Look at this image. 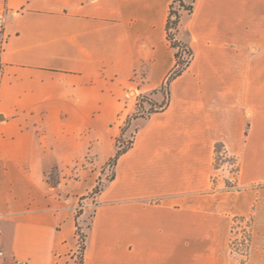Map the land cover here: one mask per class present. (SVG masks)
<instances>
[{
	"label": "crops",
	"instance_id": "obj_1",
	"mask_svg": "<svg viewBox=\"0 0 264 264\" xmlns=\"http://www.w3.org/2000/svg\"><path fill=\"white\" fill-rule=\"evenodd\" d=\"M174 1L0 0V264H70L91 206L82 264H230L231 218L262 221L264 0L178 10L188 66L84 197L137 95L164 98ZM217 144L237 188L214 185Z\"/></svg>",
	"mask_w": 264,
	"mask_h": 264
},
{
	"label": "rangeland",
	"instance_id": "obj_2",
	"mask_svg": "<svg viewBox=\"0 0 264 264\" xmlns=\"http://www.w3.org/2000/svg\"><path fill=\"white\" fill-rule=\"evenodd\" d=\"M175 8H178L177 4L175 5ZM187 57L188 54L184 53V57ZM133 91V90H132ZM128 95H132V92ZM163 99L162 101L166 100V93L164 89H160ZM146 96L147 100H151L152 105L148 101L142 102V107L137 106V97L135 99V105L134 110L130 115H128L129 118V124L127 125L125 132L123 134V139L130 140L132 136L135 134V130L137 129V126L131 122L133 119L134 114L141 115L139 117H146L148 115V110L150 109H157L160 105V102H155L153 100V93L150 94H144ZM155 103V104H154ZM125 123V121H124ZM123 123V125H124ZM93 169V166L91 167ZM236 160L234 157L227 155L223 148L218 145L216 148V154L214 156V162H213V172H212V179L214 181V185L218 186L224 185L225 187H235L237 188L236 183ZM102 171L104 174L100 175L95 186L103 187L104 180L110 179L113 175V166H110L108 163L98 169ZM48 180L51 184H55L58 180V173L54 170L48 174ZM99 182V183H98ZM93 187V188H94ZM256 188H264V183H261L259 185L255 186ZM92 188V189H93ZM254 188V187H252ZM94 195V193L89 191L87 194H85L84 197H90ZM81 199V198H80ZM81 205V200H79ZM91 206L90 211L88 212L84 218H81L80 223L81 227L88 226L90 222V218L92 215V208ZM82 209L80 210V207H77L76 213L81 214ZM84 220V222L82 221ZM80 227V229H81ZM81 233H84L82 230ZM78 234H76L77 242H76V248L73 250V253L71 254L70 264H76L78 260L79 255V240H78ZM228 252L230 256V264H264V217L262 218V221H259V217L256 216L253 212H251L247 216H235L232 217L230 220V229L228 234Z\"/></svg>",
	"mask_w": 264,
	"mask_h": 264
},
{
	"label": "trees",
	"instance_id": "obj_3",
	"mask_svg": "<svg viewBox=\"0 0 264 264\" xmlns=\"http://www.w3.org/2000/svg\"><path fill=\"white\" fill-rule=\"evenodd\" d=\"M189 2L190 3H185L184 0H175L174 3H172L171 6H170L169 16H168V20H167V23H166V34H167V39L169 40L171 46L173 48H176V51L174 53V55H175V64H174L173 69L169 73L165 84L161 87L162 89L165 90L166 100L165 101H161L160 105H159V107L157 109L148 110V115L150 113H152V112L161 110L164 107H166V105L168 104V101H169V91H168L169 82L173 78H175L176 76L180 75L182 73V71L186 69V67L188 66V64H189V62H190V60L192 58V50H191V48L188 47L186 44L178 41L175 38V31L177 30V26H178V22H179V11L178 10L180 8L191 10L194 0H189ZM175 3L177 4L178 8L174 7ZM184 53L188 54L187 58L184 57ZM154 92L155 91H153L152 93H154ZM144 101H148L152 105L151 100H147L146 96L144 94H139L138 95L136 105L142 107V102H144ZM131 116H133V118H136V117H139L141 115L134 114V115H131ZM128 124H129V118L127 117L126 120H125L124 125L121 128L120 134L116 138V149H115V152H114L113 156L107 162L110 166L114 167L118 157L121 154H123L124 152H126L131 147V145L133 143L134 135L132 136V138L130 140L123 139V134H124L125 129H126ZM217 147H218V144L216 145L215 149ZM236 171H237V169H236ZM112 178H113V175L111 176L110 179H112ZM101 189H102V187L95 186L92 189V192L94 194H96V193L100 192ZM80 231H81V229H80V227L78 226V224L76 222V234L79 235L78 236V240H79V249H78L79 250V255H78V260H77L76 264H82L83 252H84V238H85V234L81 233Z\"/></svg>",
	"mask_w": 264,
	"mask_h": 264
},
{
	"label": "built area",
	"instance_id": "obj_4",
	"mask_svg": "<svg viewBox=\"0 0 264 264\" xmlns=\"http://www.w3.org/2000/svg\"><path fill=\"white\" fill-rule=\"evenodd\" d=\"M188 57V56H187ZM186 56H185V58H187ZM2 255V252L0 251V256Z\"/></svg>",
	"mask_w": 264,
	"mask_h": 264
}]
</instances>
